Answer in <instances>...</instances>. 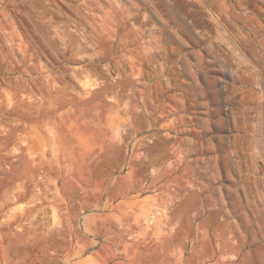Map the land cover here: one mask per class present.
Listing matches in <instances>:
<instances>
[{"label":"rangeland","instance_id":"rangeland-1","mask_svg":"<svg viewBox=\"0 0 264 264\" xmlns=\"http://www.w3.org/2000/svg\"><path fill=\"white\" fill-rule=\"evenodd\" d=\"M0 264H264V0H0Z\"/></svg>","mask_w":264,"mask_h":264}]
</instances>
